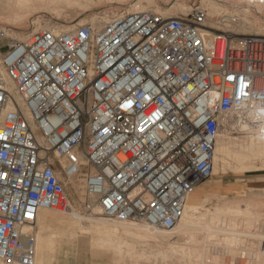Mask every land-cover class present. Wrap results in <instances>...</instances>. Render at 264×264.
Instances as JSON below:
<instances>
[{"label":"built area","instance_id":"2783aa9c","mask_svg":"<svg viewBox=\"0 0 264 264\" xmlns=\"http://www.w3.org/2000/svg\"><path fill=\"white\" fill-rule=\"evenodd\" d=\"M198 6L9 42L0 70L1 262L34 263L39 211L70 202L57 170L80 175L87 213L96 206L109 220L177 224L187 195L212 176L222 116L264 105V35L215 29L206 41Z\"/></svg>","mask_w":264,"mask_h":264},{"label":"rangeland","instance_id":"374dc122","mask_svg":"<svg viewBox=\"0 0 264 264\" xmlns=\"http://www.w3.org/2000/svg\"><path fill=\"white\" fill-rule=\"evenodd\" d=\"M125 1L128 2L131 0ZM134 1L136 0H133V2ZM214 1L220 6L225 7L227 12H230L232 8L237 6V4L230 3L228 0ZM41 2L34 1L26 4L21 10H19L20 13H22V16L17 17L15 20H10L9 17H7L12 13L11 8L4 10V12L0 9V27L6 28L9 32L17 33H19L18 31L29 33L45 26H61L70 30L72 27L80 24V22L83 24L94 21L92 18L95 16L106 15L110 18L112 15L119 14L121 10H125L123 7H118L119 4L117 3V0H112L111 2H108V0H93L92 3H88L82 8L77 5H70L63 0L55 1V3L54 1ZM175 2L176 0H153V3L148 7V10L162 14L165 13L166 15H179L184 13L174 9L173 4ZM184 3L189 8V11L194 6H201L202 0H184ZM143 4L146 5L145 3ZM113 7L115 9H113ZM56 13H60V15H56ZM253 18L258 22L264 23V16L262 14L249 17V19L252 20ZM208 20H211V16L209 15L207 17V22ZM237 21H239L238 18ZM213 28L217 27H211V29ZM245 33L255 34L256 32L252 31ZM259 34H264V32ZM11 38L18 39L20 36L6 37L0 35V58L8 50V44L11 41ZM218 132L223 133L222 130H219ZM244 132L245 131L230 130L228 136L229 138L241 140L246 136ZM257 164L260 165L259 162ZM79 179L81 182L80 180L77 182H80L81 188L79 192L81 191V194L76 192L73 189L72 184L68 181L65 186V191L70 200V204L74 209V213L79 214L81 216V222L85 221L86 223L81 224L80 221H76L72 215L68 213H58L53 210L41 211L38 216V222L35 223L38 252L41 247V244L39 245L41 242V231L45 225L48 224L47 222L52 221L57 223V226H51V228L45 229L47 233L55 230L56 227L58 228V231L62 232V242L55 249L52 264H88L90 262L105 264H198L197 262L199 259H197V251L200 250L201 247L207 249L209 246H213L216 249L214 251H208V255H206L207 251L205 252L202 250V256L205 255L207 257L202 258L201 260H206L208 257H215L216 255L220 259L227 258L234 262L239 261V264H243V262L244 264H247V261L252 260L247 257L238 259L230 258L227 255H232L235 252H222L223 249H238L241 250L238 251L241 255H253L255 257V263L264 264V169L236 173L230 168H227L225 172L212 174L210 178L199 183L194 188V190L200 189L199 192L197 191L199 193L198 195L203 197V201L201 202L203 205H199L198 213L204 212L211 215L213 214L212 216L214 220L200 219L196 222L198 225L200 224L201 227L209 224L214 229H209V233L208 231H194V229H191L189 230L190 233L189 231H186L188 233L185 235L176 238L173 237L168 241H152L139 236L137 237L122 229L115 230L105 227L90 228L88 224L93 222L95 218L102 221L104 217L99 214L88 216L84 213L86 212L84 210V203L88 201V197L84 194L83 180L80 175ZM226 205H229L228 207H240L242 212L247 210L249 212L247 215L248 217L244 219L242 217L233 218L229 211L226 210ZM223 206L226 207L223 208ZM245 207L247 209H245ZM222 208L223 210L225 209L224 212H220ZM221 218H225V220ZM246 219L250 220V222L248 223ZM205 220H208L209 223L208 221L205 222ZM124 222H128V224H131L133 227L137 224L140 225L135 226V228H144L148 226L144 222ZM225 230L227 232H225ZM204 232L206 234H204ZM232 233L236 234L237 241L236 244L228 245L225 238L231 236ZM78 235H83L87 238L86 244L89 247L85 243H79L77 241L76 237ZM90 249L101 254L105 253V255H109V253L119 255L121 250L125 249H129L130 251L127 250L126 259L119 263L111 260L107 256L93 255ZM0 264L6 263L0 261Z\"/></svg>","mask_w":264,"mask_h":264},{"label":"bare ground","instance_id":"6f19581e","mask_svg":"<svg viewBox=\"0 0 264 264\" xmlns=\"http://www.w3.org/2000/svg\"><path fill=\"white\" fill-rule=\"evenodd\" d=\"M34 1L35 2L39 1V3L41 1H46V2L54 1V3H55V1H59V0H0V5L3 7L4 10L11 8L12 13H11V15H9L7 17H9L10 20H15L17 17L22 16V13H20L19 10H21L26 4H29V3L34 2ZM63 1H65L66 3H68L70 5L71 4L77 5L81 8L85 7L88 3L93 2V0H63ZM109 1L111 2L112 0H108V2ZM228 1L230 3L232 2L234 4H237V6H236L237 8L236 7L232 8V10L230 12H227L225 7L220 6L214 0H202V5L198 6L200 8H203L206 11L207 17H208V15L211 16V20H208V22H207V24H208L207 27L201 32L204 40L207 41V40L212 39L214 34L211 30H215V29H224L225 31L234 32V33L235 32L236 33H243V34H252V33H245V32H252V31H255L256 32L255 34H259V33L264 32V23L263 22H258L256 20H254V18H253V20L249 19V17L259 16L261 14L264 16V14H263L264 13V0L262 2H259L258 0H228ZM41 3L44 4L43 2H41ZM117 3L119 4V6L117 5L118 7H120V8L123 7L125 10H121V12L119 14L112 15L111 17L116 16V15H120L123 13L150 11V10H148V7L151 6V4L153 3V0H136L134 2H133V0L128 1V2L125 0L124 1L123 0H117ZM143 3H145L146 5H144ZM45 6H46V4H45ZM173 7H174V9L178 10L179 12H184V13L187 12L189 9L185 5L184 0H176V2L173 4ZM111 9H112V7H111ZM113 9H115V8L113 7ZM151 12H154V11H151ZM155 13H159V12H155ZM160 14H162V13H160ZM56 15H60V13H56ZM162 15H164V16H178V15H166L165 13ZM110 18L107 17L106 15L95 16L92 18V20H94V21H92L90 23L94 24L95 26H101L104 22H106ZM237 18L239 19V21H237ZM217 19H218V21H217ZM80 24H82V23L80 22ZM211 27H217V28L211 29ZM43 28H50V29H54L55 31H69V30H67V28H64L61 26H55V27L45 26ZM73 28L74 27H72V29ZM38 29H42V28H38ZM38 29H36V30H38ZM36 30H34V31H36ZM242 31H244V32H242ZM18 32L19 33L9 32V31H7L6 28L0 27V35L1 36H6V37H13V36L19 37L20 36V38H18V39L11 38V40L12 39L21 40L28 34V33L21 32V31H18ZM31 32H33V31H31ZM260 35H264V34H260ZM2 58L3 57L1 56V58H0V70L4 74V68L2 65ZM7 83H8V88L12 91L13 86H12L11 82H7ZM219 130H222L223 133L218 132V135H217L216 140H215L212 174H215L217 172L223 173L226 171L227 168L228 169L230 168L233 172H236V173H243V172L251 171V170L264 169V105L257 104V105H254L253 108H249V107L245 106V107H241L240 109L234 110L230 113L223 115L221 118V127ZM230 130L245 131L244 133L246 134V136L241 140H238L235 138H229L228 133ZM73 154L76 158L80 159L81 162H84L83 153L81 151L75 149ZM60 161L62 164H65L67 162V159L64 158V159H61ZM258 162L260 165L257 164ZM59 174L61 175V177ZM56 175H57L58 179L63 180L65 182V184L67 183V181L70 182L72 184L73 189L76 192L81 194V191L79 192V190L81 188V186H80L81 180L79 179V175L78 176L77 175L76 176H70L68 178H63L61 172L58 170L56 171ZM79 180H80V182H77ZM82 183H83V181H82ZM83 189H84V184H83ZM197 191L199 192L200 189H197V190L193 189V191L187 195L186 202H185L182 214L180 216V219L178 220L177 224L172 229H159V228L151 226L147 223H145L148 225L147 227H144V228H142V227L137 228L136 227L135 228V226H137V225L140 226V225L137 224L133 227L131 224H128V222L125 223L124 221H114V220H109L107 218H104L102 221L101 220L99 221L95 218V220H93V222H91L88 225L90 228L105 227L108 229H115V230L122 229V230H124L128 233H131L137 237L139 236V237L146 238V239H149L152 241L153 240L168 241L169 239H171L173 237L176 238V237H179L181 235L182 236L185 235L186 233H188L186 231H189L191 229H194V231H197V230L198 231H205V232L208 231V233H209V229H214L208 224L209 223L208 220L213 219V216H212L213 214L211 215L209 213H204V212L198 213L199 205L200 204L203 205V203H201L203 201V197H201L200 200L195 201L196 197L198 195ZM85 193L86 192L84 189V194ZM67 205H68L67 208H62L59 206L58 208L41 209L39 211V213L41 211H47V210H53V211L58 212V213H68V214L72 215L76 221H80L81 224L86 223L85 221L81 222V216L79 214L74 213V209L72 208L70 202ZM226 206H225L227 208L226 210L229 211V213L231 214V216L233 218H237V217L241 218L242 217L244 219V218L248 217L247 215L249 212L247 210L242 212L240 210V207L237 208V207H228L229 205H226ZM225 207L223 206V208H225ZM246 207H245V209H247ZM223 208H222V210H220L221 208L219 209L220 212L221 211L224 212L225 209L223 210ZM91 210H92L91 213H87V212H84V213L88 216H94V215L98 214V208L96 206H91ZM218 211H215V212H218ZM249 211H250V209H249ZM225 212H227V211H225ZM39 213L37 215L35 223L38 222L37 220H38ZM219 217H220V214H219ZM200 219H208L207 220L208 225L201 227V225L199 224L200 225L199 226L196 221H199ZM221 219L225 220V218H221ZM207 221L205 220V222H207ZM132 222H136V221H132ZM247 222L249 223L250 220H247ZM223 224H225V223H223ZM36 225H38V224H36ZM170 231H171V233H170ZM194 231H192V232H194ZM205 232H204V234H206ZM211 232H213V231H211ZM225 232H227V231L225 230ZM34 233H35V238H37L35 226H34ZM189 233H190V231H189ZM216 233H218V232H216ZM235 233H237V232H235ZM235 233H232L231 237L225 238L228 245L236 244V241L232 240V236ZM193 234H198V233H193ZM211 234H213V233H211ZM220 234H221V232H220ZM200 235H201V232H200ZM202 237H204V236H202ZM190 238H191V236H190ZM208 238H210V237H208ZM192 241H194V240H192ZM40 244H41V242L39 243V245ZM40 246L42 247V244ZM198 246H199V244H198ZM35 247H36V251H35V258H34L33 264H42L41 262L43 261V259H41L40 255H39L41 247L39 249V252L37 253V239H36ZM209 248H211L212 250L216 249L213 246H209ZM202 249L203 248L201 247V249L197 251V256H198L197 259H199V260L202 258V254H201ZM192 253H193V251H192Z\"/></svg>","mask_w":264,"mask_h":264},{"label":"crops","instance_id":"0c3cea01","mask_svg":"<svg viewBox=\"0 0 264 264\" xmlns=\"http://www.w3.org/2000/svg\"><path fill=\"white\" fill-rule=\"evenodd\" d=\"M0 9H1V11L4 12L3 7L0 6ZM200 199H201V196L197 195L195 201H198ZM47 223L48 224H46L45 227L41 231V244H42V247H41V250L39 252V255H40L41 259H43V261L41 262L42 264H52V262L54 260L55 249L62 242V232L58 231L57 227H56L55 230L50 231L49 233H47L45 231V229L51 228V226H57V223L56 222H52V221L51 222H47ZM228 237H231V236H228ZM76 239H77V241L79 243H85V244L87 243V238L85 236H83V235H78L76 237ZM232 240L233 241H237L236 234H234L232 236ZM56 242H57V245H56ZM90 250H91V253L93 255L107 256L111 260L119 262V263L126 259V253L128 251H130L129 249H125L126 252H125V250H121L119 255H113V253H109V255H105V253L101 254V253H99L97 251H93L92 249H90ZM202 250L205 251V252L207 251L206 255H208L209 254L208 251H211L212 249L208 247L207 249L204 248ZM238 251H241V250H238V249H235V250L234 249H223L222 250V252H235L232 255H227L230 258L238 259V258L247 257V258H251L252 259L251 261H247V264H257V262L255 263V260H254L255 257L253 255H241ZM242 251H245V250H242ZM248 251H251V250H248ZM205 257H207V256H205V255L202 256V258H205ZM201 259L199 260L200 262L199 261L197 262L198 264H239L238 263L239 261L238 262L237 261L234 262L233 260H230V259H227V258H221L220 259L217 255L215 257L214 256H210L206 260H201ZM88 264H105V263H95V262L93 263V262H90ZM243 264H244V262H243Z\"/></svg>","mask_w":264,"mask_h":264}]
</instances>
